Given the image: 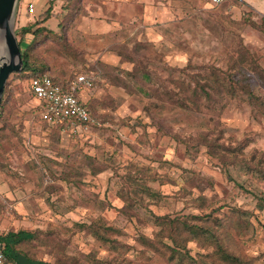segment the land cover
<instances>
[{
  "label": "rangeland",
  "instance_id": "obj_1",
  "mask_svg": "<svg viewBox=\"0 0 264 264\" xmlns=\"http://www.w3.org/2000/svg\"><path fill=\"white\" fill-rule=\"evenodd\" d=\"M197 3L211 10L209 20L199 25L188 18L179 24L175 48L142 41L139 47L134 42L120 49L131 62L142 58L153 97L113 90L123 101L106 105L107 121L82 137L58 136L39 120L41 107L27 77L9 76L0 120L5 198L0 236L31 235L15 247L30 259L24 264H173L142 242L156 239L153 216L208 214L228 218L222 234L231 251L250 264H264V208L258 209V199H264V114L244 89L248 79L254 96L264 97L252 65L264 69V35L257 27L261 16L247 9L250 16L238 20L232 6ZM47 9L53 13L44 25L61 39L51 36L37 47V55L61 81L73 78L79 58L70 56V44L86 64L97 54L92 39L86 43L84 35L81 39L66 28L70 22L59 20L61 11H86L78 0H18L9 23L16 36ZM212 72L231 80L234 95L227 85L211 81ZM140 79L136 86L142 85ZM207 79L209 100L197 89ZM86 91L79 93L83 103ZM204 138L212 149L203 145ZM129 176L155 194L141 193L136 202L125 203L120 192ZM96 222L116 230L108 237L121 252H110L79 227ZM187 248L194 260L189 264H212L205 257L211 252L208 244L191 241Z\"/></svg>",
  "mask_w": 264,
  "mask_h": 264
},
{
  "label": "trees",
  "instance_id": "obj_2",
  "mask_svg": "<svg viewBox=\"0 0 264 264\" xmlns=\"http://www.w3.org/2000/svg\"><path fill=\"white\" fill-rule=\"evenodd\" d=\"M66 1H71V3L74 2V0ZM77 15L78 14L75 13L71 15L72 18L70 21H67V23L71 22L73 17L75 18ZM51 16L52 12H50V9H47L43 14L42 19L36 21L31 26L21 27L16 33L17 44L23 61V70L20 73L14 74L27 77L28 82L30 78L42 73L50 75V77L56 82L60 81V79L63 78H58V76L52 74V72L48 68L46 61L42 60L41 57L37 55V47L44 43L51 36L53 38L56 36L57 39H61L59 33H53V31H51L44 25V23ZM261 25L264 26V22ZM67 27L68 25H66V28ZM62 28H64V25L62 26ZM27 35H30L32 38L26 40L25 42L24 39ZM70 45V56H77L79 58L78 63H75L76 66H79V72L71 75H89L90 73L94 72L99 75L100 79L104 80V83H102L96 77L92 80L89 88L97 87L100 96L93 100L89 99L85 103H83L92 119H94L97 124L99 123V125H90L89 133L96 131L98 128H101L102 126H99L103 125L107 121L106 119L109 118L108 115H105L108 113L103 110L106 105H110V103L116 102L117 106V104H119L118 102L123 101L120 96H117V94H115L113 89H119L129 97H153V95L150 93V91L153 89H151L152 86L150 85V83L152 82V78L149 73L143 71L145 69L141 67V65L144 63L141 60L142 58L135 60L130 71H124L109 65H105L101 62H96L93 66H87L86 62H84V59L80 55V52H75L76 48H74L72 44ZM135 45L139 47L141 46V42H135ZM117 52L121 54L123 53L121 50H117ZM123 55H125V53H123ZM125 56L126 58H130V56L127 54ZM252 65L253 70L257 73V78L260 84L264 86V69L255 62H253ZM211 75V81H217L219 83H222L223 85H227V89L230 90L234 95L235 91L231 86L230 79H226L224 77L219 78V76L214 72H212ZM137 77L141 78L140 80H142V85L143 83L146 84L149 87V90L143 89L141 83L140 86L135 85V80L137 79ZM205 81L206 80H204V84L199 85L197 89L199 90L198 93H201L202 97H204L206 100H209L210 94L205 91V87H208V79L206 82ZM245 83L246 86L244 87V89L246 97L248 99L254 100L257 103L260 111L264 114V97L260 98L254 96L253 90L249 88V80L246 79ZM235 85H237L238 87H242L240 86V82H235ZM5 96L6 91L4 89L0 107V120L2 118L1 115L4 113L3 111H5ZM167 96L169 95L167 94ZM179 104L181 105V108H183V103ZM98 105L99 107H97ZM38 106L41 107L40 103H38ZM48 127L54 129L57 132L58 136H63L60 128L50 125H48ZM71 136L73 135L71 134ZM203 145L207 149H212L211 143L207 142V139L205 138L203 139ZM100 171L101 169H98L95 173H99ZM122 187L125 190H121L120 195L125 203H130L132 201L136 202L137 196L141 193L155 194L151 192L149 188H145L143 185L139 184V181L132 176H129V178L123 182ZM258 203V209L262 211L264 208V199H258ZM230 211H233L234 213L237 212V210L234 209H230ZM153 218L155 223L159 227L158 232L155 234L156 239L155 241L143 240L142 242L147 246V248L156 250L158 253H161L170 263L189 264V261L194 262L192 256L188 253L187 244L191 241L199 240L210 246L211 252L205 257L209 260L211 259L212 264H250L247 261H244L239 255L231 251L229 247H227L224 243L222 230L224 229L228 218L214 217L213 214L204 216H180L173 218L168 215H155L153 216ZM207 223H211L212 225L208 226ZM79 227L82 229H86L98 243H100L102 246H107L110 252L119 253L122 251L120 244L108 237L110 233L116 232L114 228L107 227L101 222H96L89 225L81 224L79 225ZM29 239H31V235L23 231L9 232L4 236H0V242L5 244L6 259L9 264H24V261L27 262L30 260L28 259V257H24V255L18 253L15 249L17 244ZM109 263L110 262H108V264Z\"/></svg>",
  "mask_w": 264,
  "mask_h": 264
},
{
  "label": "crops",
  "instance_id": "obj_3",
  "mask_svg": "<svg viewBox=\"0 0 264 264\" xmlns=\"http://www.w3.org/2000/svg\"><path fill=\"white\" fill-rule=\"evenodd\" d=\"M78 1L85 7L86 11H81L67 25L70 32L81 35V39L84 35L86 43L90 39L94 42L97 54L91 56L86 65L93 66L96 62H101L124 71H130L134 62L126 59V56L123 53H118L117 50L128 47L130 43L142 41H148L157 47L175 48L176 27L188 18L200 25L202 21L209 20V12H211L207 7H201L197 0ZM220 5L232 6V9L238 14V20L250 16L247 9L259 13L261 17L257 27L261 29L260 32L264 35V26L261 25L264 22V0H238L230 4ZM71 15L73 14L69 9L61 11L59 20L62 23H67L68 17ZM73 27H76L77 30ZM177 42L180 40L177 39ZM92 73L104 83L98 74ZM99 96L97 87L88 88L84 95L86 101Z\"/></svg>",
  "mask_w": 264,
  "mask_h": 264
},
{
  "label": "built area",
  "instance_id": "obj_4",
  "mask_svg": "<svg viewBox=\"0 0 264 264\" xmlns=\"http://www.w3.org/2000/svg\"><path fill=\"white\" fill-rule=\"evenodd\" d=\"M211 5L230 4L238 0H201ZM33 10L32 5L28 11ZM95 74H79L73 78L54 81L46 73L29 79V91L41 105L38 112L39 120L61 129L62 134H73L78 137L89 133L90 125H98L92 119L79 93L90 87ZM0 202L5 203L3 191L0 189ZM11 206L7 204V208ZM0 264H9L6 259L5 244L0 242Z\"/></svg>",
  "mask_w": 264,
  "mask_h": 264
},
{
  "label": "water",
  "instance_id": "obj_5",
  "mask_svg": "<svg viewBox=\"0 0 264 264\" xmlns=\"http://www.w3.org/2000/svg\"><path fill=\"white\" fill-rule=\"evenodd\" d=\"M17 2L18 0H0V30L3 32V46L7 55L0 56V107L9 76L23 70V61L16 36L9 23Z\"/></svg>",
  "mask_w": 264,
  "mask_h": 264
},
{
  "label": "bare ground",
  "instance_id": "obj_6",
  "mask_svg": "<svg viewBox=\"0 0 264 264\" xmlns=\"http://www.w3.org/2000/svg\"><path fill=\"white\" fill-rule=\"evenodd\" d=\"M2 30H0V56H7L4 46H3V35H2Z\"/></svg>",
  "mask_w": 264,
  "mask_h": 264
}]
</instances>
